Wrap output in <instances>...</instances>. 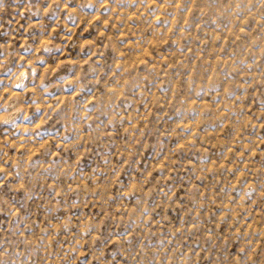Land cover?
I'll list each match as a JSON object with an SVG mask.
<instances>
[{
  "label": "rangeland",
  "instance_id": "1",
  "mask_svg": "<svg viewBox=\"0 0 264 264\" xmlns=\"http://www.w3.org/2000/svg\"><path fill=\"white\" fill-rule=\"evenodd\" d=\"M0 264H264V0H0Z\"/></svg>",
  "mask_w": 264,
  "mask_h": 264
}]
</instances>
